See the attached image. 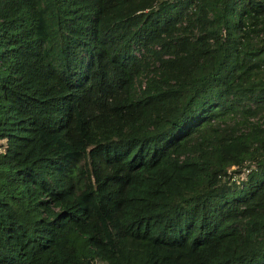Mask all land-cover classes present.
Listing matches in <instances>:
<instances>
[{
    "label": "trees",
    "instance_id": "trees-1",
    "mask_svg": "<svg viewBox=\"0 0 264 264\" xmlns=\"http://www.w3.org/2000/svg\"><path fill=\"white\" fill-rule=\"evenodd\" d=\"M0 264H264V0H0Z\"/></svg>",
    "mask_w": 264,
    "mask_h": 264
}]
</instances>
